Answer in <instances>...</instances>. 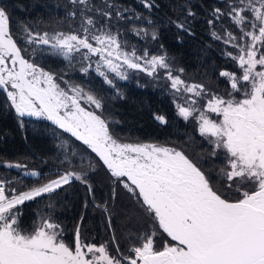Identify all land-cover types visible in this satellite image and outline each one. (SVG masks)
Here are the masks:
<instances>
[{"label": "snow or ice", "instance_id": "obj_1", "mask_svg": "<svg viewBox=\"0 0 264 264\" xmlns=\"http://www.w3.org/2000/svg\"><path fill=\"white\" fill-rule=\"evenodd\" d=\"M140 2L147 9L156 6L154 0ZM70 3L82 6L79 13H69L81 17L75 31L41 33L27 24L17 28L26 44L33 47V55L36 48L43 51L42 46L69 61L79 54L84 61L81 72L93 70L113 87L111 74L127 80L128 71L136 70L158 79L163 70L177 100L178 114L197 122L200 135L213 148V156L217 150L224 152L225 167L220 173L229 188L236 185L238 195L229 198L214 188L205 172L183 151L115 138L102 113L90 111L81 103L87 101L102 109L100 99L62 78L58 83L53 73L34 63L31 56L26 57L12 33L9 12L0 3V90L20 118V126L26 116L42 117L71 133L99 157L154 222L148 231L132 237L136 243L128 247V254L120 250L114 230L110 241L97 244L82 239L77 225L74 246H70L63 238V228L51 216H41L31 230L22 228L19 206L26 201L52 194L72 181H79L92 194L88 179L94 171L91 159L85 163L82 156L76 166L65 156L61 163L68 166L64 170L55 171L54 178L44 183L23 185L26 190L11 186L19 180L0 177V264H264V0H230L226 8L212 9L209 25L227 17L236 29L234 32L221 25L222 34L212 32L215 39L232 46L233 50L226 49L224 55L239 70L219 73L230 86L224 94L174 74L166 52L129 49L119 27L111 21L115 18L127 23L141 19V14L109 0L101 7L91 0ZM130 11L131 16H126ZM188 16L195 13L189 9ZM176 26L190 31L187 21ZM132 31L152 39L158 36L155 29L149 33L146 28L133 26ZM183 72V68L178 70ZM155 119L168 123L163 115ZM6 167L22 170L23 177L43 179L40 171L29 170L25 163L8 162ZM76 167L79 170H74ZM97 207L108 211L107 203ZM108 227H112L111 216ZM157 229L171 242L157 246Z\"/></svg>", "mask_w": 264, "mask_h": 264}, {"label": "trees", "instance_id": "obj_2", "mask_svg": "<svg viewBox=\"0 0 264 264\" xmlns=\"http://www.w3.org/2000/svg\"><path fill=\"white\" fill-rule=\"evenodd\" d=\"M109 2L127 7L142 16L141 19L127 23L117 22L115 18L111 21L114 27H119L129 49L135 47L138 53L147 49L150 54L166 52L174 74H180L188 83H202L210 91L220 94L229 90L227 78L221 77L219 73L224 70L239 71L235 62L224 55L226 49H233L231 45L215 39L212 32L215 30L222 34L221 25L234 32L236 29L227 17H221L215 25H209L207 21L212 19L213 8H226L230 0H154L156 6L152 9L145 8L140 0ZM0 3L9 12L12 33L18 37L17 42L24 49L26 57L31 56L34 63L53 73L58 83L62 78L69 85H78L100 99L102 109H95L94 105L85 101L82 104L97 114L102 113V118L108 122L115 138L126 143H154L183 151L205 172L214 188L229 198L237 197L236 185L229 188L220 173V169L225 167L224 152L217 150L213 156V148L200 135L197 122L193 118L185 120L178 114L177 100L172 95L170 82L163 77V70L158 79L142 71L129 70V79L118 78L113 87L93 70L87 74L81 72L84 61L79 54H75L74 59L69 61L52 53L48 46H42L43 51L36 48L33 55V47L26 44L23 34L17 28L27 24L41 33L75 31L79 28L81 17L79 14L71 17L69 13H79L82 6L74 7L70 0H0ZM91 3L101 7L104 0H91ZM189 9L195 13L194 17L188 16ZM125 15L131 16V11ZM185 21L190 31L176 26L177 22ZM133 26L146 28L149 33L155 29L158 36L156 39H152L151 35L137 36L132 31ZM92 59L94 61L96 57ZM180 68L184 69L183 73H178ZM64 86L61 83V87ZM157 115L165 116L168 123L162 124L155 119ZM213 118H217L215 114ZM22 119L23 127L20 126V118L15 110L9 106L6 95L0 90V177L20 181L12 187L26 190L23 185L32 187L54 178L52 174L55 171L64 170L68 166L61 163L65 156L76 166L82 156L85 157V163L91 159L94 171L88 177L93 188L91 195L79 181H72L52 194H44L19 206L22 213L21 227L31 230L41 216H51L63 228V238L70 246H74L77 225L80 226L82 239L87 238L89 242L97 244L110 241L114 230L120 250L128 254V247L136 243L132 237L148 231L153 226V219L142 210L137 199L123 184L111 176L99 157L81 141L45 118ZM8 162L25 163L29 170L40 171L43 179L23 177L22 170L7 168ZM105 203L108 206L107 212L97 207ZM108 216L112 218L111 229L108 227ZM165 241L171 242L162 230L157 229V246Z\"/></svg>", "mask_w": 264, "mask_h": 264}, {"label": "rangeland", "instance_id": "obj_3", "mask_svg": "<svg viewBox=\"0 0 264 264\" xmlns=\"http://www.w3.org/2000/svg\"><path fill=\"white\" fill-rule=\"evenodd\" d=\"M109 78H113L114 79V81L115 80H117L119 77H115V74H111L110 75V77ZM104 79V78H103ZM85 90V89H84ZM85 92H90L89 90H85ZM90 93H92V92H90ZM93 94V93H92ZM94 95V94H93ZM95 96V95H94ZM85 102H87V101H85ZM82 103V102H81ZM82 106H85L84 104H82ZM88 110H90V109H88ZM90 111H92V110H90ZM25 118H29V119H32V118H42V117H25Z\"/></svg>", "mask_w": 264, "mask_h": 264}, {"label": "water", "instance_id": "obj_4", "mask_svg": "<svg viewBox=\"0 0 264 264\" xmlns=\"http://www.w3.org/2000/svg\"><path fill=\"white\" fill-rule=\"evenodd\" d=\"M52 124H53V122L52 121H50ZM55 125V124H54ZM57 126V125H56ZM58 127V126H57ZM63 130V129H62ZM65 131V130H64ZM66 132V131H65ZM68 133V132H67ZM69 134H71V133H69ZM72 135V134H71ZM76 138V137H75ZM77 139V138H76ZM82 142V141H81ZM83 143V142H82Z\"/></svg>", "mask_w": 264, "mask_h": 264}]
</instances>
